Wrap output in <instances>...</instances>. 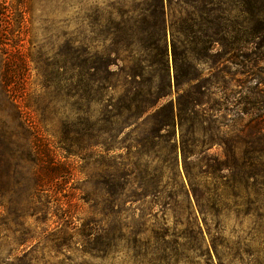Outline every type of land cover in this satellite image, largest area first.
<instances>
[{"label": "rangeland", "instance_id": "1", "mask_svg": "<svg viewBox=\"0 0 264 264\" xmlns=\"http://www.w3.org/2000/svg\"><path fill=\"white\" fill-rule=\"evenodd\" d=\"M6 2L13 12L11 31L14 32L5 37L14 41L13 51L23 58L26 68L17 108L0 92V128L2 122H9L15 133L14 141L17 140L21 150L32 140L46 145L50 154L57 155L69 165L71 175L66 183L67 177L62 176L59 184L54 186L53 196L43 204L41 201L42 205H37L39 203L34 198L29 199L25 191H18L22 180L17 185L12 180L11 185L0 189V264H264L263 221L258 217L260 206L264 205L260 166L247 171L254 179L242 182V188L248 187L252 198L260 195L261 200H255L254 205L243 204L237 198L224 201L222 197L227 196L225 187L219 192L222 197L218 202L213 201V197L201 208L191 194L190 207L183 198L170 206L154 204L150 197L141 196L138 173L144 170L145 158L137 154L139 148L134 146L135 140L141 137L139 132L144 122L132 125V121H127L129 114L124 109L127 80L123 76L117 79L115 92L106 99V104L99 102L102 96L95 92L83 93L81 99L72 92L71 98L66 96L64 105L54 104L45 95L43 73L48 69L46 62L50 63L62 51L68 52V78L71 77V84L76 86L81 73L77 64L89 57L85 51L92 48L91 53L96 50L100 54L108 47L109 43H103L100 36L105 30L119 24L140 25L133 21L122 22L119 11L139 12L145 7V1ZM197 8L189 4L166 8L167 24L179 14ZM6 27L0 24L2 31L7 30ZM125 56L119 52V59L124 60ZM4 58L0 52V72ZM258 58L256 62L260 71L264 66L260 53ZM241 61L245 68L230 67L228 74L212 80L208 90L210 97L205 111L208 119L202 123L210 128L215 141L229 140L236 135V129L242 122L236 120L239 110L234 104L245 95L251 98L246 93L256 80L250 72L253 62L249 59ZM123 62L119 61V64ZM11 68L18 69L14 63ZM115 68L117 66L113 65ZM208 70V67H203L206 77H210ZM245 71L246 74L241 75ZM111 114L119 116L115 149L108 158H103V149L96 145V141L101 142L105 138L99 133L102 119ZM16 122H25L28 129L16 127ZM128 124L132 126L127 127ZM66 137L69 144L62 142ZM89 145L94 146L89 148ZM60 148H66L68 152ZM222 151L220 145L209 150L216 155H221ZM245 151L242 146L238 153L243 155ZM108 170L126 174L125 181H128L122 200L111 204H106L96 194L103 188L102 175ZM180 170L187 184L181 161ZM75 187L80 191H74ZM228 196L231 198V193ZM222 205L229 209L225 210ZM90 222H93V230H104V237L110 239L108 247L104 244L94 247L93 242L88 241ZM133 239L138 241L136 247Z\"/></svg>", "mask_w": 264, "mask_h": 264}, {"label": "trees", "instance_id": "2", "mask_svg": "<svg viewBox=\"0 0 264 264\" xmlns=\"http://www.w3.org/2000/svg\"><path fill=\"white\" fill-rule=\"evenodd\" d=\"M144 1L145 7L139 12L119 11L122 22L133 21L140 25L119 24L105 30L100 36L103 43H109L108 47L100 54L96 50L91 53L92 48L85 51L89 57L77 64L81 73L76 86L71 84V77L68 78V52L62 51L50 63L46 62L48 69L43 73L45 95L54 104L64 105L66 96L71 98L72 92L79 95V99L83 93L95 92L102 96L99 102L106 104V99L115 92L117 79L123 76L127 80L124 90V109L129 114L127 121H132V125L144 122L139 132L141 137L135 140L134 146L139 148L137 154L145 158L144 170L138 173L142 198L150 197L154 204L163 206H170L183 198L190 207L191 194L201 208L213 197V201L218 202L222 197L219 192L227 188L224 192L227 196L222 197L224 201L237 198L243 204L254 205L260 195L252 198L249 188H242V182L254 179L247 171L260 166V190L264 191V66L259 71L256 62L260 53L264 63V0ZM180 4L199 8L179 14L167 24L166 8ZM12 16L6 0H0V24L7 26L5 31L0 29V52L5 56L0 72V92L17 108L26 67L19 53L13 51L14 41L5 37L14 32L11 31ZM119 52L126 54L124 60L119 59ZM241 59L253 62L250 72L256 80L246 93L251 98L245 95L234 104L239 110L236 120L242 122L236 129V135L229 140L215 141L210 128L202 123L208 119L205 112L210 97L208 90L212 80L228 74L230 67L245 68ZM119 61L124 62L120 65ZM13 63L17 70H12ZM113 65L117 66L115 70ZM204 66L208 67L210 77L205 76ZM245 74L246 71L241 73ZM102 121L99 133L105 138L101 142L96 141V145L103 149V158H108L115 149L119 116L111 114ZM24 123L16 122V127L27 130ZM14 134L9 122H2L0 189L11 185L12 180L15 185L22 180L18 191H25L29 199L34 198L39 203L37 205H42L53 196L54 186L59 184L62 176L67 177L65 183L68 182L71 175L69 165L57 155L50 154L48 147L36 140L21 150L17 140L14 141ZM63 139L62 142L69 141L67 137ZM214 145L222 147L221 155L209 152ZM93 146L89 145V148ZM242 146L246 151L240 155L238 150ZM60 149L68 152L66 148ZM180 161L187 184L181 174ZM125 176L108 170L102 175L103 188L96 194L106 204L122 200L128 182ZM73 189L80 191L79 187ZM230 193L231 198L228 196ZM70 195L72 197L73 193ZM223 207L229 209L228 206ZM260 212L258 217L263 221L264 229V205L260 206ZM217 213L219 217V209ZM92 224L89 223L88 241L93 242L94 247L102 244L108 247L110 239L104 237V230H93ZM132 242L136 247L138 241L133 239Z\"/></svg>", "mask_w": 264, "mask_h": 264}]
</instances>
